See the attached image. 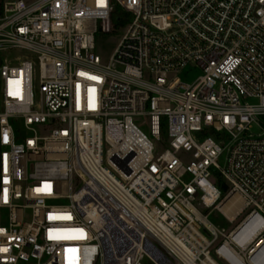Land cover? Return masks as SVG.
I'll return each mask as SVG.
<instances>
[{"label": "built area", "instance_id": "2783aa9c", "mask_svg": "<svg viewBox=\"0 0 264 264\" xmlns=\"http://www.w3.org/2000/svg\"><path fill=\"white\" fill-rule=\"evenodd\" d=\"M0 264H264V0H0Z\"/></svg>", "mask_w": 264, "mask_h": 264}, {"label": "rangeland", "instance_id": "374dc122", "mask_svg": "<svg viewBox=\"0 0 264 264\" xmlns=\"http://www.w3.org/2000/svg\"><path fill=\"white\" fill-rule=\"evenodd\" d=\"M120 19L121 22L118 21ZM130 17L125 18L124 16L120 17L116 14L112 16V21L114 25V29L110 35L107 36H102L99 35L95 38V43H94V53L100 58L101 62L103 64H107L109 58L113 54L114 50L116 49L118 43L120 42L122 36L125 33L126 27L125 23L129 21ZM186 73V72H185ZM185 73H180L178 77L186 84H190L194 81V79L199 76L200 72L197 69H191V71L187 74ZM137 126H139L141 123H135ZM13 126L16 132V135L20 137L22 140L24 138H27L29 134L25 132L22 128L21 122L20 121H14ZM144 132H146V129H143ZM259 131L258 129L252 128L251 133L257 134ZM162 139L163 141L166 140L165 135L162 133ZM183 160H188L189 156L185 154H181L179 156ZM224 158L222 157L221 159L218 160V164L222 166ZM228 215H230L228 213ZM208 221L213 224L214 226H220L224 227L225 229L230 228L228 224L225 222L224 218L222 215L214 211L208 216Z\"/></svg>", "mask_w": 264, "mask_h": 264}, {"label": "trees", "instance_id": "16d2710c", "mask_svg": "<svg viewBox=\"0 0 264 264\" xmlns=\"http://www.w3.org/2000/svg\"><path fill=\"white\" fill-rule=\"evenodd\" d=\"M115 14L118 15V16H120V17H122V16H124L125 18H128L129 17L128 15H126L125 13H123L119 8H116ZM218 182H219V184H218L219 189L221 190V192L224 193L225 190H226V187L224 185H221L220 179H219Z\"/></svg>", "mask_w": 264, "mask_h": 264}]
</instances>
